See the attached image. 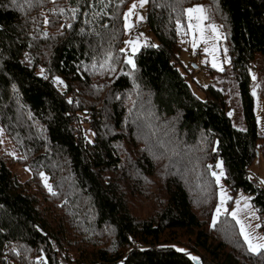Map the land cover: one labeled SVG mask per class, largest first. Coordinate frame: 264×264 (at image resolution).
I'll return each instance as SVG.
<instances>
[{
    "label": "trees",
    "instance_id": "1",
    "mask_svg": "<svg viewBox=\"0 0 264 264\" xmlns=\"http://www.w3.org/2000/svg\"><path fill=\"white\" fill-rule=\"evenodd\" d=\"M130 2L0 0V128L19 154L0 136V264H264L233 217L214 220L212 175L222 161L229 191L252 194L264 225V188L248 174L264 155L249 67L264 58V0H149L158 43L138 49L134 69L121 51ZM204 3L228 35L243 127L223 87L196 82L200 96L194 68L178 65L184 10Z\"/></svg>",
    "mask_w": 264,
    "mask_h": 264
},
{
    "label": "rangeland",
    "instance_id": "2",
    "mask_svg": "<svg viewBox=\"0 0 264 264\" xmlns=\"http://www.w3.org/2000/svg\"><path fill=\"white\" fill-rule=\"evenodd\" d=\"M133 3H139V0H131L128 4L126 12L131 8ZM197 4L190 5L188 8L196 6ZM205 15L210 20L197 21L195 18L192 20L193 27L188 29V38L184 41V48L180 52V58L182 62H178L179 68L186 72L187 69L194 68L191 73H187L188 80L190 81L193 89L200 96H204L202 89L198 86L196 82L199 83H209L213 81L218 86H221L225 89L226 96L228 99V112L232 113V119L236 126L243 127L245 125L244 115H243V106L240 97L239 85L236 78L235 71L232 67V59L228 52V35L224 30L223 25L217 21L211 20L212 13L210 12V6L207 3H204ZM147 4L143 9L139 7L136 9V12L143 16L145 26L143 29L138 28V23L141 21L137 20V16L134 14L129 18V21H125L126 24L131 25V27H126V36L123 44L124 49H126L127 57L131 56L135 61V53L138 49L145 44H156L158 43V38L155 33L149 28L147 19H146ZM197 14H193L195 17ZM187 17V16H186ZM188 20V19H187ZM214 24L219 26L215 32H212L210 29H207L205 25ZM203 29V38L201 37V30ZM126 41H135L136 51L133 53L132 46L125 43ZM195 43V47L193 46ZM202 48V52L196 56V50ZM224 49H227L225 53ZM230 59V63L228 62ZM217 66L214 67V74H209L210 66L213 67V64ZM223 68V71L219 70ZM250 74H251V87L252 90H255V108L258 115V123L262 130H264V58L259 55V57L253 60L250 64ZM255 75L256 79H253ZM86 133L92 137L93 132L87 130ZM3 144L5 150L13 156H18L17 150L15 149L14 144L10 139L3 133ZM16 170L23 179H26L31 176V171L29 167L20 162L16 163ZM221 169L216 173L219 174ZM249 177L253 179H258L261 187L264 188V155L259 153L254 160L251 162L249 167ZM47 177V183L50 184L48 180V175L44 174ZM221 188L226 191L227 196H230L232 199L226 200L224 208L221 210L222 213H228L231 216L233 211L237 210L236 201H241L239 218L244 220L245 223H250L252 225L253 235L264 236L261 227L257 228L256 225H261V215L257 209V206L252 200V194L244 191L242 188L238 189L235 193H231L226 186V182L221 176L218 183V194H217V204L214 209V220L218 219L219 216L216 215V209L220 206L221 201ZM241 194L244 197L250 198L249 204L250 209L245 208L244 202L241 200ZM226 209V211H225ZM254 212L255 217L253 218L252 213ZM232 217V216H231ZM234 219V218H233ZM238 229L240 231L239 224L236 219H234Z\"/></svg>",
    "mask_w": 264,
    "mask_h": 264
},
{
    "label": "snow or ice",
    "instance_id": "3",
    "mask_svg": "<svg viewBox=\"0 0 264 264\" xmlns=\"http://www.w3.org/2000/svg\"><path fill=\"white\" fill-rule=\"evenodd\" d=\"M15 2V0H14ZM53 2H55V0H53ZM99 3H104V0H98ZM153 2L155 3V0H153ZM107 3L110 4L111 3V0H107ZM120 3L122 4L123 3V0H120ZM149 3V0H139V3H133L131 8H129L128 12L124 14V19L125 21H129V18L131 16H133L134 14L137 16V20L138 21H143L144 17L139 15L137 12H136V9L139 7L140 9H143L144 6L146 4ZM119 6V5H118ZM158 6V5H157ZM88 7L91 8V7H94V4L93 3H89L88 4ZM53 11V15H56L57 13L55 12V10H52ZM65 9L61 8L60 9V12H59V15H63L65 13ZM72 14V17L75 18L77 12H78V9L76 8H72L69 10ZM184 13L185 15L187 16V19H188V27L191 29L193 27L192 25V20L195 18L197 21H205L208 19V17L205 15V9H204V6L203 5H196V6H193L191 8H187L184 10ZM197 14L195 17H193V14ZM82 15H87V13H82ZM95 15V13H94ZM48 20H47V16L45 17V23H47ZM177 23V26L178 28H182L183 26L180 24V21L177 20L176 21ZM68 28H71L72 25L71 23H69L67 25ZM126 27H131V25L129 24H126ZM205 27L207 29H210L212 32H215L217 30V28L219 26L217 25H214V24H207L205 25ZM81 31H83V29H81ZM187 34V33H185ZM201 37L203 38V29L201 30ZM125 43L129 44L132 46V51L133 53H135L136 51V42L135 41H126ZM152 47H158L157 45H151ZM195 47V43L193 45ZM122 52H126L127 50L126 49H121ZM225 53L227 52V49H224ZM110 58V57H109ZM230 63V59L228 61ZM126 63L127 64H130L132 66V68L134 69L136 67L135 65V62L133 60V58L131 56H129L126 60ZM217 65L214 63L213 64V67H216ZM219 70L223 71V68L221 67ZM43 72V70H42ZM45 79H47V77L45 76L44 77ZM253 79H256L255 75H253L252 77ZM55 83H57L58 85H63V81L60 80L58 77L55 78ZM65 87H67L66 85H64ZM255 90H253V95H255ZM69 103H72L71 100L68 101ZM133 106H135V102H133ZM131 112V109L129 110ZM232 113L230 112L229 113V116H231ZM139 118V117H137ZM149 127H151V125H149ZM3 132H4V129L3 128H0V136L3 135ZM154 134V133H153ZM157 144L162 147V148H166V145L164 144L163 141H157ZM176 155H178V153H174ZM159 158V157H157ZM217 168H220L221 169V172L219 174H217L215 171L212 172V175L216 177V181L217 183H219L220 181V178L221 176L224 175V172H223V162L220 161L218 162V164L216 165ZM209 168H211V166H209ZM41 177L44 179L45 181V186L48 188L49 192L52 194V195H57L56 192H54L52 190V186L50 184L47 183V177L44 176L43 173H40ZM229 199H232L230 196H227L226 194V191L221 188V201H220V206L217 207L216 209V215L219 216L221 214V210L224 208V204L226 203V200H229ZM241 200L244 202V206L245 208H248L250 209L251 206L249 204V200L250 198L248 197H244L242 194H241ZM236 205H237V210L236 211H233L231 213V216L236 219L237 223L239 224V227H240V235L242 236L243 238V241L244 243L246 244L247 246V250L249 253L253 254V255H256V256H260L262 254H264V236H256V235H253V232H252V225L250 223H245L244 220H241L239 218V212H240V204H241V201H236L235 202ZM226 211V209H225ZM252 216L253 218L255 219H258V217H255V214L254 212L252 213ZM213 227H215V222L213 224ZM257 228L259 227H264V225H259L257 224L256 225ZM183 251V250H181ZM18 255V253H17ZM192 259L194 261H197V264H198V258L197 257H192Z\"/></svg>",
    "mask_w": 264,
    "mask_h": 264
},
{
    "label": "built area",
    "instance_id": "4",
    "mask_svg": "<svg viewBox=\"0 0 264 264\" xmlns=\"http://www.w3.org/2000/svg\"><path fill=\"white\" fill-rule=\"evenodd\" d=\"M143 26V22L141 21L140 24H139V27H142ZM201 50V49H200ZM253 182L254 183H257L259 182L258 179H253Z\"/></svg>",
    "mask_w": 264,
    "mask_h": 264
}]
</instances>
